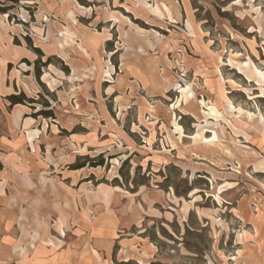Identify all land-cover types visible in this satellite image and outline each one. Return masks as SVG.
<instances>
[{"label": "rangeland", "instance_id": "rangeland-1", "mask_svg": "<svg viewBox=\"0 0 264 264\" xmlns=\"http://www.w3.org/2000/svg\"><path fill=\"white\" fill-rule=\"evenodd\" d=\"M158 5L9 11L0 188L20 195L18 241L89 264H264V0ZM88 161L104 164L71 169Z\"/></svg>", "mask_w": 264, "mask_h": 264}, {"label": "crops", "instance_id": "crops-1", "mask_svg": "<svg viewBox=\"0 0 264 264\" xmlns=\"http://www.w3.org/2000/svg\"><path fill=\"white\" fill-rule=\"evenodd\" d=\"M132 1V0H131ZM137 1V0H133ZM161 0H148L153 6ZM140 5V4H139ZM160 6V5H158ZM141 7L147 12L148 9L141 3ZM175 7H172L173 13H175ZM150 13V12H149ZM3 16V15H2ZM4 17V16H3ZM150 19V16H145ZM164 19H167L164 16ZM6 23V24H5ZM6 25H9L7 17L0 18V72L4 73L7 65L13 64L16 61L20 48L15 47L12 44V37L9 35ZM9 27V26H8ZM0 74V86L8 91L9 83L5 78H2ZM3 79V80H1ZM14 129V128H13ZM16 129V128H15ZM9 132V130H7ZM21 200L20 195L11 196L7 188L4 186L0 188V264H89L85 258H78L76 262H73L72 252L64 253V259L58 261L53 257L52 249L48 246H31L28 250L26 245L19 242L20 230L19 223L20 218L23 216L18 209L12 207L13 201ZM71 249V248H70ZM65 251V249H64ZM62 255V254H61Z\"/></svg>", "mask_w": 264, "mask_h": 264}, {"label": "trees", "instance_id": "trees-1", "mask_svg": "<svg viewBox=\"0 0 264 264\" xmlns=\"http://www.w3.org/2000/svg\"><path fill=\"white\" fill-rule=\"evenodd\" d=\"M35 0H4V2H7L10 4V6H4L3 3H0L2 6H0V14L1 15H7V19L10 20L12 19V16L9 14V11L12 9V6L18 5L20 3H28V2H34ZM8 100L10 102L11 105H18V104H22V102L25 100V96L19 95V96H9ZM34 116L38 117V116H42L44 118H50L52 117V114L49 110L46 111H39L37 112ZM104 163L103 161L98 162V163H94L92 161H88L87 164H80V165H74L71 167L72 170H79L84 168L85 166L88 167H98V166H102ZM116 178L113 180L115 181Z\"/></svg>", "mask_w": 264, "mask_h": 264}]
</instances>
